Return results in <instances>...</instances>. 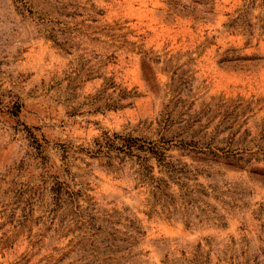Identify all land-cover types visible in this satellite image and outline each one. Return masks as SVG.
Wrapping results in <instances>:
<instances>
[{
	"label": "rangeland",
	"instance_id": "rangeland-1",
	"mask_svg": "<svg viewBox=\"0 0 264 264\" xmlns=\"http://www.w3.org/2000/svg\"><path fill=\"white\" fill-rule=\"evenodd\" d=\"M0 264H264V0H0Z\"/></svg>",
	"mask_w": 264,
	"mask_h": 264
},
{
	"label": "trees",
	"instance_id": "trees-1",
	"mask_svg": "<svg viewBox=\"0 0 264 264\" xmlns=\"http://www.w3.org/2000/svg\"><path fill=\"white\" fill-rule=\"evenodd\" d=\"M107 141L105 142V145H107L108 150L110 149H115L118 150L120 153L124 154V155H131V153H133L134 150L137 151H143L144 149H147L148 152L152 153V155H155L156 157H158V161L163 160L164 154H162L160 152V149L157 146L154 147H145L144 144H139V140L138 139H134L131 137H118L115 136L113 138V140L111 141V139L109 137H107ZM101 145V144H99ZM115 145V146H114ZM147 159L145 158L144 161H146ZM145 171L150 172V168L149 166H141Z\"/></svg>",
	"mask_w": 264,
	"mask_h": 264
}]
</instances>
